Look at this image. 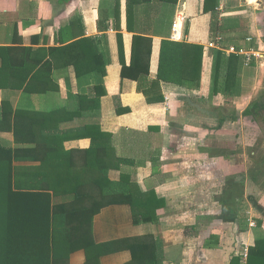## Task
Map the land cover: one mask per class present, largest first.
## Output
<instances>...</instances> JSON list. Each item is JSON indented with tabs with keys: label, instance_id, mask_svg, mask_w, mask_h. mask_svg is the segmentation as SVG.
<instances>
[{
	"label": "crops",
	"instance_id": "1",
	"mask_svg": "<svg viewBox=\"0 0 264 264\" xmlns=\"http://www.w3.org/2000/svg\"><path fill=\"white\" fill-rule=\"evenodd\" d=\"M116 1L0 0V140L13 152L25 146L18 150L24 159L16 164H25L28 187L37 189L52 177L36 168L38 162L51 164L55 156L74 151L75 166H80L81 150L91 139L78 132L64 139L24 137L20 132L99 123L102 131L114 135L118 155L139 164L132 175L139 197L150 209L158 204L153 221L136 223L128 203L107 205L90 219L86 215L61 221L56 264H135L133 243L148 248L137 264H232L235 257L244 264L245 250L255 244L258 221L264 229V129L254 107L264 92V53L252 42L259 44L261 30L251 22L252 36L236 46L251 54L249 62L238 54L243 57L241 93L227 99L220 91L211 98V49L230 55L225 50L234 45L222 48V36H211V13L203 11V0H178L173 22L179 14L184 17L178 39L172 38V26L155 32L159 11L145 5L136 7L130 31L127 0H120V22L114 17ZM237 1H221V18L242 13ZM134 35L143 37L138 42L141 64L134 75L147 64L151 47L145 85L156 99L151 102L136 77L122 75L124 65L131 66ZM83 38L95 43L81 45ZM148 38L151 43L144 40ZM163 40L204 46L199 86L161 81L152 88ZM86 53L93 63L84 64ZM27 83L30 89H25ZM98 84L104 93H96ZM109 175L118 181L121 170L113 168ZM88 192L89 197L68 203L67 209H93L96 190L91 184Z\"/></svg>",
	"mask_w": 264,
	"mask_h": 264
},
{
	"label": "trees",
	"instance_id": "2",
	"mask_svg": "<svg viewBox=\"0 0 264 264\" xmlns=\"http://www.w3.org/2000/svg\"><path fill=\"white\" fill-rule=\"evenodd\" d=\"M221 1L203 0V11L211 13V36H222L219 42L222 48H226L228 45L239 47L249 36L247 32L239 29L240 23H236L237 17L234 19L221 18ZM116 2L118 7L114 17L120 22V0ZM177 2L178 0H127L128 29L133 31L131 23L134 20L136 7L145 5L146 9L150 7L159 11V17L155 19L154 24L155 32L169 30L173 23ZM168 16H171L170 19ZM101 26L102 20L99 21V28ZM181 30L182 20L179 19L177 21V38L181 37V33H179ZM122 38L123 35L119 34L120 57L124 61L125 52ZM144 40L151 43L152 38ZM79 41H81V45L92 46V43H95L89 38ZM141 41H143L142 36H133L131 66L124 65L122 75L136 77L135 79L139 81V90L145 93L148 101L151 102L156 99L150 96L145 86L149 75L151 47L148 49L147 64L143 69H140L141 74H133V71H136L141 64L142 58L138 51V42ZM57 51L53 49L52 52ZM211 53L213 69L210 97L212 98L220 91L227 99L241 93L238 87V76L243 64V57L238 54L227 55L220 48L211 49ZM203 57L204 46L202 45L163 40L158 79L152 88L160 87L161 81H171L188 87L199 86ZM82 61L84 64L90 63V61L94 62L88 54L85 59L82 58ZM96 61H100V57H97ZM47 64L49 65V62L38 68L31 78L42 73ZM75 66L78 75H80L79 63H76ZM31 85L27 83L25 89H30ZM100 85L103 87L102 84L95 86L97 94L106 91ZM159 99H164V97L160 96ZM249 112L250 109L245 113ZM72 132H78V136L91 139L90 146L81 150L83 158L80 166H75L76 152L74 151H67L64 156L62 154L55 156L52 158L51 164L38 162L36 168H40L44 174L49 172L52 177L46 178V183L40 184L41 187L37 189L28 187L31 184L27 185L26 179L23 178L25 164H19L22 168L16 164V162L21 163L19 160L24 159L23 155L18 154L20 152L18 150H25V146L16 148V151L13 152L12 148L5 146L0 140V264H56L57 254L61 252L58 244L61 221L81 219L86 215H89L88 219H90L95 213L110 204H130L136 223L155 220L154 215L158 204L150 209L151 206L139 197V187L132 177L139 164L132 158L118 155L114 135L102 131L99 123L86 124L83 127L66 131L57 129L40 130L39 132L22 131L19 135L24 137L30 135L32 138L64 139L71 137ZM113 168L121 170V178L118 181L110 178L109 173ZM90 184L96 190V198L92 199L94 208L87 211L78 208V212L76 209L68 210V203L82 200L85 196L89 197L88 186ZM75 214L81 215L75 216ZM262 224V221H258L253 230L255 244L249 247L247 261L244 264H264V229ZM130 249L134 263L137 264L138 260L143 259L139 254L147 253L146 249L148 248L144 250V247L139 243H133ZM241 261L240 257H235L232 264H241Z\"/></svg>",
	"mask_w": 264,
	"mask_h": 264
},
{
	"label": "rangeland",
	"instance_id": "3",
	"mask_svg": "<svg viewBox=\"0 0 264 264\" xmlns=\"http://www.w3.org/2000/svg\"><path fill=\"white\" fill-rule=\"evenodd\" d=\"M254 2V3H253ZM259 5H258V4ZM233 4V3H231ZM254 4L256 8H250L249 5ZM237 10H242V13L237 15V24L240 23V30L247 32L248 36L250 35V30L252 29L251 22H253L254 27L260 29V40L259 44L256 41L252 40L255 45H257L260 52L264 53V0H238L237 1ZM236 16V15H234ZM169 19L171 16H168ZM256 23V24H255ZM255 108L258 110V125L261 129H264V92L261 97L258 99Z\"/></svg>",
	"mask_w": 264,
	"mask_h": 264
},
{
	"label": "built area",
	"instance_id": "4",
	"mask_svg": "<svg viewBox=\"0 0 264 264\" xmlns=\"http://www.w3.org/2000/svg\"><path fill=\"white\" fill-rule=\"evenodd\" d=\"M181 19L182 20V28H183V15L179 14V16L176 18V20L173 22V33H172V38H175V39H178L176 37V33L178 32L177 31V21ZM182 31V30H181ZM181 38V37H180ZM249 41L251 40V38L248 39ZM228 54H233V53H236V54H245L246 57H247V61L249 62L251 60V54L250 52H248L247 50H244L243 48H236V46H231L229 48H227L225 50ZM253 53V51H251ZM245 257L248 256V249L245 250V253H244Z\"/></svg>",
	"mask_w": 264,
	"mask_h": 264
}]
</instances>
